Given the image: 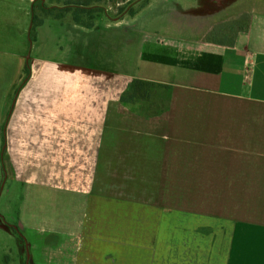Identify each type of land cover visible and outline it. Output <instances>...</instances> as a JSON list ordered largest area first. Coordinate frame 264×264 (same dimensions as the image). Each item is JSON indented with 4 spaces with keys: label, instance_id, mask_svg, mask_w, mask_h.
<instances>
[{
    "label": "rangeland",
    "instance_id": "1",
    "mask_svg": "<svg viewBox=\"0 0 264 264\" xmlns=\"http://www.w3.org/2000/svg\"><path fill=\"white\" fill-rule=\"evenodd\" d=\"M189 4L191 12L182 11L179 0H0V10H17L21 15L17 19L27 23L23 33L13 27L6 35L0 32V53L16 59L26 53L31 68L36 48L46 43L44 54L50 56L57 39L54 30H47L51 16L63 19L64 14L77 12L79 21L103 30L98 39L118 35L119 46L109 40L120 55L131 54L132 47H138L137 37L151 28L158 32L166 27L169 35L188 29L193 45L208 29H225L221 20L232 21L226 31L234 29L236 39L244 34L246 40L251 30L264 35V15H258L264 12V0ZM248 5L249 17L234 15ZM99 17L102 21H97ZM89 18H94L92 23ZM40 31L48 38L40 37ZM115 67L104 73L118 78L108 79L107 86L89 75L85 78L90 99L78 82L67 96L75 95L71 101H77V108L86 105L77 115L89 120L88 125L74 120L63 128L44 125L28 144L18 140L6 144L0 134V264H199L201 257L203 264H211L210 238L200 234L203 227L195 230V225L184 224L186 217L180 215L186 193L180 192L182 154L173 146L178 143L169 141L174 133L161 127L152 143L136 133L150 128L151 114L152 118L169 108L167 97L173 91L157 87L152 98L148 87L136 83L147 81L117 75L116 69L123 68L117 63ZM173 157L175 171L169 167Z\"/></svg>",
    "mask_w": 264,
    "mask_h": 264
},
{
    "label": "crops",
    "instance_id": "2",
    "mask_svg": "<svg viewBox=\"0 0 264 264\" xmlns=\"http://www.w3.org/2000/svg\"><path fill=\"white\" fill-rule=\"evenodd\" d=\"M179 1L182 11L191 12L189 0ZM246 7L234 15L249 17ZM19 16L17 10H0V32L6 35L13 27L23 33L27 23ZM63 16L48 21L47 30H54L57 39L50 56L44 54L46 43L36 48L32 65L37 68L29 67L26 53L17 59L0 53L8 57L0 55V134L6 144L32 143L44 125L63 128L70 120L88 125L89 120L77 115L86 105L77 108V101H71L75 95L67 98L78 82L90 99L86 72L107 74L117 63L123 68L116 69L117 75L169 86L173 91L167 97L169 108L154 116L158 121L151 114L150 128L136 133L148 140L145 143H152L161 127L174 133L169 141L178 143L173 146L182 154L180 192L190 195L181 199L184 224L195 225V230L203 227L204 234L199 233L213 244L211 264H264V35L251 30L248 41L244 34L236 39L234 29L226 31L232 21L221 20L225 29L214 26L193 45L188 29L169 35L166 27L158 32L151 28L137 37L138 47H132L131 54L120 55L111 42L119 46L118 35L100 40L103 30L97 32L96 25L86 29L73 21V14ZM91 126L96 128L93 122ZM169 160L175 171L172 162L177 159ZM191 216L195 218L188 219ZM198 263L203 264L202 257Z\"/></svg>",
    "mask_w": 264,
    "mask_h": 264
},
{
    "label": "trees",
    "instance_id": "3",
    "mask_svg": "<svg viewBox=\"0 0 264 264\" xmlns=\"http://www.w3.org/2000/svg\"><path fill=\"white\" fill-rule=\"evenodd\" d=\"M85 5H88L89 3L87 2H84ZM84 8H89V7H84ZM77 15H80V13H75V15L73 16L74 18V22L79 24L80 26L86 28V29H89L91 28L88 24H85V22H81L79 21V17ZM132 15V14H131ZM90 19V23H92V21L94 20V18H89ZM87 74V75H86ZM86 77L89 75L90 78H97L98 79V82L100 83L101 86H107L108 85V82L107 80L108 79H118V78H115V77H108V75H104V74H101V73H97V72H86L85 73ZM127 83L131 84L132 83V80L131 79H126L125 80ZM85 82L88 83V81L85 79ZM136 83L142 87L145 85V87H148L147 91L145 90V87L142 88V90L146 91V92H149L151 93L152 91H154L157 87H161V88H166L168 86H163V85H160V84H155V83H151V82H145L143 83L142 81H136ZM152 90V91H150ZM123 103V102H122ZM125 106L126 104L123 103Z\"/></svg>",
    "mask_w": 264,
    "mask_h": 264
},
{
    "label": "flooded vegetation",
    "instance_id": "4",
    "mask_svg": "<svg viewBox=\"0 0 264 264\" xmlns=\"http://www.w3.org/2000/svg\"><path fill=\"white\" fill-rule=\"evenodd\" d=\"M86 9V8H85ZM69 10H71V9H69ZM68 10V11H69ZM73 21H74V18H73ZM38 23V22H37ZM43 24V23H42ZM42 24H40L39 26H41ZM231 25H232V22H231ZM233 26V25H232ZM30 34H31V37H32V31L30 32Z\"/></svg>",
    "mask_w": 264,
    "mask_h": 264
},
{
    "label": "bare ground",
    "instance_id": "5",
    "mask_svg": "<svg viewBox=\"0 0 264 264\" xmlns=\"http://www.w3.org/2000/svg\"><path fill=\"white\" fill-rule=\"evenodd\" d=\"M208 13L210 12V11H207Z\"/></svg>",
    "mask_w": 264,
    "mask_h": 264
}]
</instances>
